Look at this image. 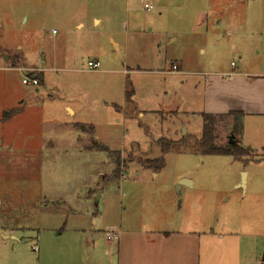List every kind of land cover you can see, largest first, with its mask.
Segmentation results:
<instances>
[{"label": "rangeland", "instance_id": "1", "mask_svg": "<svg viewBox=\"0 0 264 264\" xmlns=\"http://www.w3.org/2000/svg\"><path fill=\"white\" fill-rule=\"evenodd\" d=\"M232 61L264 72V0H0V65L18 68L6 89L23 111L0 122V264H117L107 232L164 203L177 228L216 233L210 264H264V115L240 134L221 122L242 159L197 142L205 76ZM33 67L39 85L23 83Z\"/></svg>", "mask_w": 264, "mask_h": 264}, {"label": "crops", "instance_id": "2", "mask_svg": "<svg viewBox=\"0 0 264 264\" xmlns=\"http://www.w3.org/2000/svg\"><path fill=\"white\" fill-rule=\"evenodd\" d=\"M225 35L233 36L231 30H227ZM113 42L119 49V45ZM94 59L93 61L99 62L97 58ZM176 65L177 69L172 66V71L180 70V66L177 63ZM16 69L18 68L15 65H0V115L3 116L4 111L9 109H18L8 119L0 116V122L4 125H9L23 112L20 106L12 104L11 94L6 89L10 82L9 72ZM38 76L40 77L39 68ZM204 89L200 108L202 112L221 115L231 110H239L244 113L243 120L249 116L264 115V72L248 71L232 61L231 67L206 75ZM15 103L21 105L22 101L17 100ZM65 108L70 115H75L76 111L70 104L65 102ZM117 108L122 110L119 106ZM139 115L144 116V112L140 111ZM147 210L151 212L145 227L135 228L120 222L118 227L110 230L119 233L113 249L117 264H210L214 258L212 250L216 237L213 230H198L196 226L177 228L175 210L170 204L151 205ZM99 236L98 232L95 238ZM218 236L223 238L225 234L220 233ZM233 246H236L235 243Z\"/></svg>", "mask_w": 264, "mask_h": 264}, {"label": "trees", "instance_id": "3", "mask_svg": "<svg viewBox=\"0 0 264 264\" xmlns=\"http://www.w3.org/2000/svg\"><path fill=\"white\" fill-rule=\"evenodd\" d=\"M132 95H133V91L127 92L126 100L128 102H134ZM17 112L18 109L16 108L9 109L7 111H4L2 118L8 119L11 115ZM202 118H203V131L197 142L199 144L200 151L203 154L231 155L234 156L235 158H240V159H242L243 156L250 155L251 152L250 147H244L240 141L231 143L229 135L226 133V131L221 125L222 121H226L231 133L240 134L243 130V119H244V113L242 111L231 110L228 113L221 115L202 112ZM77 126L80 127L79 124H77ZM184 138L185 137L180 139V141H183ZM157 144L160 145L161 151L163 153H166L167 151L170 150L173 141H170L165 137H161L157 140ZM140 163L143 166L158 169L165 164V160L164 157L145 158V159L140 158Z\"/></svg>", "mask_w": 264, "mask_h": 264}, {"label": "built area", "instance_id": "4", "mask_svg": "<svg viewBox=\"0 0 264 264\" xmlns=\"http://www.w3.org/2000/svg\"><path fill=\"white\" fill-rule=\"evenodd\" d=\"M152 6L148 3L145 4V8L146 9H150ZM88 65L93 68V69H97L99 67V62L98 61H92L89 60L88 61ZM173 69H177V65L174 64L173 65ZM31 73L29 74L28 77L23 78V83L25 84H34V85H39L40 84V79L38 76V68L37 67H33L31 68ZM106 238L108 239L109 242H112L113 240H116L119 238V233L115 232V231H108L106 234ZM36 250H38V248L36 247Z\"/></svg>", "mask_w": 264, "mask_h": 264}, {"label": "water", "instance_id": "5", "mask_svg": "<svg viewBox=\"0 0 264 264\" xmlns=\"http://www.w3.org/2000/svg\"><path fill=\"white\" fill-rule=\"evenodd\" d=\"M230 142L231 143H235L236 141H235V139H234V135L232 134L231 136H230ZM243 179H242V182L240 183V186H242V187H245V185H246V176H247V173L246 172H243ZM181 183H190V180L189 179H182L181 180ZM4 237H6V238H13V239H15L16 237L14 236V235H3Z\"/></svg>", "mask_w": 264, "mask_h": 264}]
</instances>
